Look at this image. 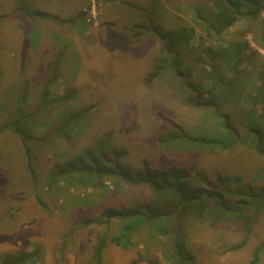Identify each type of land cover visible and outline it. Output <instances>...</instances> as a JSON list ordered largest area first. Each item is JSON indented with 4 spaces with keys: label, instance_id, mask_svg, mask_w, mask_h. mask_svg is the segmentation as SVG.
<instances>
[{
    "label": "rangeland",
    "instance_id": "374dc122",
    "mask_svg": "<svg viewBox=\"0 0 264 264\" xmlns=\"http://www.w3.org/2000/svg\"><path fill=\"white\" fill-rule=\"evenodd\" d=\"M213 5V0H0V264L11 259L15 262L8 264H98L102 241L100 264H174L168 254L173 238L158 229L144 227L131 247L122 248L112 238L124 221L85 223L107 207L135 205L141 188L118 176L106 178L101 188L59 180L49 186L56 164L96 149L102 138L109 140L111 156L126 152L119 160L125 170L136 172L144 162L154 169L181 168L202 173L222 191L249 194L251 187L264 196V155L255 147L198 146L184 138L167 140V150L158 143L175 125L205 138L226 140L227 132L212 108L182 100L180 77L164 70L147 81L165 57L163 40L149 21L169 43L182 26L193 28L191 45H213L220 56L204 50L202 58L220 68L222 60L237 57L235 43L245 44L238 66L242 81L249 77L245 92L261 84V21L239 17L216 35L197 13L211 17ZM200 57L194 48L187 60L194 64ZM249 100L245 107L252 105ZM254 108L263 124L264 89ZM235 110L230 103L222 112L246 133ZM259 128L264 139V126ZM242 217L226 212L218 223L186 221L185 264H264V211L249 225Z\"/></svg>",
    "mask_w": 264,
    "mask_h": 264
},
{
    "label": "trees",
    "instance_id": "16d2710c",
    "mask_svg": "<svg viewBox=\"0 0 264 264\" xmlns=\"http://www.w3.org/2000/svg\"><path fill=\"white\" fill-rule=\"evenodd\" d=\"M213 3L211 17L203 16L200 9H197V13L198 17L204 19V22L216 35H222L239 17L261 21L264 32V0H213ZM35 14L50 16L49 13L40 11ZM147 25L163 40V55L165 56L164 60L158 63L155 70L148 76L147 81L152 82L164 70L172 73L171 77H180L182 85L178 92L182 94V100L192 106L212 108L215 117L224 121L227 132L226 140L224 137L205 138L187 133L180 125H175L173 129H167L158 138L159 145L164 149L171 150L166 144L167 140L182 141L185 138L198 146L207 143L223 149H230L243 142L250 147H255L258 153L264 155V145L262 146L264 139L262 132L258 130V127H260L259 129L263 128L264 123L257 121L254 108V103L261 100L263 96L264 70L259 75L261 84L255 86L256 91L246 93L248 82H245L249 77L242 81L240 75L243 72L238 69L239 63L245 55L243 51L245 44L235 43L237 57L226 62L222 60L223 66L220 68L202 58L204 50L210 55H208L209 57L218 58L220 56L213 45L206 46V49H204L205 45L202 47L191 45L194 36L193 28L182 26L174 42L169 43L168 37L159 29L158 25L152 21H149ZM144 26L139 25V27ZM261 37L264 42V34ZM230 47L228 45L222 52ZM194 48L201 57L198 62L191 64L187 57ZM198 65L202 67H198ZM186 67L189 68L187 71ZM229 72L232 73L231 77ZM196 78L200 80L198 84L194 83ZM243 83L244 85L239 88ZM44 93H50L49 88H46ZM250 98L253 101L252 105L245 107L244 100L250 101ZM230 103H233L236 108L235 113L239 115L238 120L247 128L246 133H242L232 124L229 113L222 112V109ZM26 151L29 154L28 146H26ZM112 155L109 140L103 141L102 138L96 149H84L82 154L67 159L66 165L56 164L49 172L47 179L49 186L52 182L59 180L70 185L78 183L101 188L106 183V178L118 176L128 184L141 188L143 195L138 198L135 205L130 203L119 207L110 206L98 217H91L85 221V223H109L114 218L124 221L125 225L120 233L112 238L113 242L122 248L131 247V238L135 233L140 232L144 227H152L158 229L161 234L173 238V248L168 254L173 256L174 264H185L187 256L190 255L185 241L184 223L186 221L201 222L213 219V223H218L225 217L226 212L233 215H239L241 212L243 220L249 225L251 218L254 222L258 214L264 211V196L255 194L251 187H249L251 197L248 198L249 194L246 192H237L230 187L228 190L222 191L220 187L211 185L210 180L202 173L192 175L188 170L181 168L154 169L146 162L141 169L131 172L125 170L119 163L126 152L124 155L123 151L115 150ZM221 177L220 182L222 181ZM102 245H104V241L101 242L96 253L98 264L101 262ZM27 258V254H25L21 256L20 260H27ZM9 262L13 263L15 260H6L1 264ZM254 262L255 260L252 261V264Z\"/></svg>",
    "mask_w": 264,
    "mask_h": 264
}]
</instances>
